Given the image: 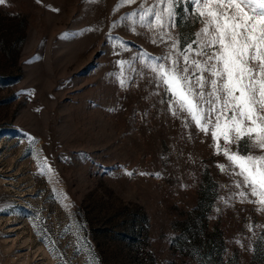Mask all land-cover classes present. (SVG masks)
<instances>
[{"label": "rangeland", "instance_id": "1", "mask_svg": "<svg viewBox=\"0 0 264 264\" xmlns=\"http://www.w3.org/2000/svg\"><path fill=\"white\" fill-rule=\"evenodd\" d=\"M153 6L0 4V264H264V212L232 195L240 178L219 169L211 125L172 115L164 85L133 63L167 51ZM178 7L168 31L183 52L203 24L190 0Z\"/></svg>", "mask_w": 264, "mask_h": 264}, {"label": "snow or ice", "instance_id": "2", "mask_svg": "<svg viewBox=\"0 0 264 264\" xmlns=\"http://www.w3.org/2000/svg\"><path fill=\"white\" fill-rule=\"evenodd\" d=\"M5 2L0 0V4ZM123 2L133 4L136 0ZM180 4L181 0H157L163 10L156 6L147 10L153 17L148 26L159 29V42L167 44V51L161 56L138 52L133 63L137 59L145 61V67L155 74L157 86L164 85L166 98L160 102L168 104L172 115L188 113L205 134L211 125L215 154H222L229 161L227 166L219 164V169L226 172L230 167L231 174L240 178L233 180L238 191L232 195L241 202L249 196L256 197L248 202L259 205L256 211L264 212V0H190L188 11L203 27L191 34L192 39L183 42V52L180 41L168 31L176 25ZM144 11L140 9L141 25ZM135 15V12L126 14L117 23ZM157 42L154 36L152 43ZM193 42L199 48L196 55L203 60L184 54L192 51ZM125 63L123 59L117 60L118 65ZM118 82L125 83L123 79ZM206 86L210 89L207 92ZM221 138L226 142L223 147ZM231 144L237 145V151H232L228 146ZM253 149L259 150V154L253 155ZM44 166L49 167L46 160Z\"/></svg>", "mask_w": 264, "mask_h": 264}, {"label": "trees", "instance_id": "3", "mask_svg": "<svg viewBox=\"0 0 264 264\" xmlns=\"http://www.w3.org/2000/svg\"><path fill=\"white\" fill-rule=\"evenodd\" d=\"M214 252V251H213ZM210 257H211V255H210ZM207 263H210V260H207Z\"/></svg>", "mask_w": 264, "mask_h": 264}]
</instances>
